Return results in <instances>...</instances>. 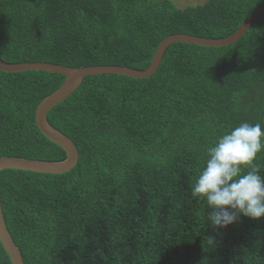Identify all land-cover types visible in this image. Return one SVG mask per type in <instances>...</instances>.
<instances>
[{
    "label": "trees",
    "instance_id": "16d2710c",
    "mask_svg": "<svg viewBox=\"0 0 264 264\" xmlns=\"http://www.w3.org/2000/svg\"><path fill=\"white\" fill-rule=\"evenodd\" d=\"M262 5L0 0V57L144 70L167 36L225 38ZM64 80L0 71V157H66L35 123L39 103ZM47 118L80 158L59 175L0 173L4 218L25 264H264V218L213 228L212 210L192 196L221 136L241 123L264 131V14L228 46L170 45L150 78L86 77ZM255 164L264 178V151ZM0 264H11L1 243Z\"/></svg>",
    "mask_w": 264,
    "mask_h": 264
},
{
    "label": "water",
    "instance_id": "95a60500",
    "mask_svg": "<svg viewBox=\"0 0 264 264\" xmlns=\"http://www.w3.org/2000/svg\"><path fill=\"white\" fill-rule=\"evenodd\" d=\"M264 14V5L254 10L243 24L232 35L225 38L213 39L192 36L184 33L169 35L158 45L150 66L144 70H137L127 66L97 65L74 68L47 62L6 63L0 57V71L17 73L25 71H38L60 74L65 77L63 84L53 93L46 96L37 106L35 123L48 140L63 149L66 157L60 161L28 159L15 156L0 157V173L4 170L29 171L35 173L59 175L70 172L79 162L80 154L76 144L61 131L53 127L48 121L50 110L65 101L89 76L96 75H122L133 79L150 78L159 68L167 48L174 43H188L203 47H224L237 42L254 22ZM0 243L8 255L11 264H25L20 249L15 244L4 218L0 198Z\"/></svg>",
    "mask_w": 264,
    "mask_h": 264
},
{
    "label": "clouds",
    "instance_id": "9594fccd",
    "mask_svg": "<svg viewBox=\"0 0 264 264\" xmlns=\"http://www.w3.org/2000/svg\"><path fill=\"white\" fill-rule=\"evenodd\" d=\"M264 151V131L259 123H241L207 150L206 166L192 188L193 198L212 210L213 228H226L244 216L264 218V178L255 164ZM209 245L214 239L207 238Z\"/></svg>",
    "mask_w": 264,
    "mask_h": 264
},
{
    "label": "rangeland",
    "instance_id": "374dc122",
    "mask_svg": "<svg viewBox=\"0 0 264 264\" xmlns=\"http://www.w3.org/2000/svg\"><path fill=\"white\" fill-rule=\"evenodd\" d=\"M177 9H184L187 6L202 5L206 0H171Z\"/></svg>",
    "mask_w": 264,
    "mask_h": 264
}]
</instances>
